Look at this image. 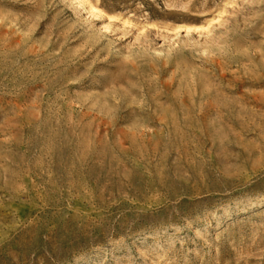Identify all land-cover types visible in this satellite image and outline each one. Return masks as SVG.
Returning <instances> with one entry per match:
<instances>
[{
    "label": "rangeland",
    "instance_id": "1",
    "mask_svg": "<svg viewBox=\"0 0 264 264\" xmlns=\"http://www.w3.org/2000/svg\"><path fill=\"white\" fill-rule=\"evenodd\" d=\"M0 264H264V0H0Z\"/></svg>",
    "mask_w": 264,
    "mask_h": 264
}]
</instances>
